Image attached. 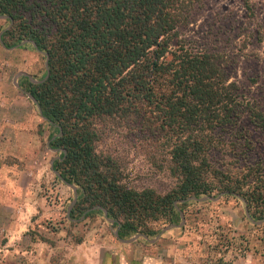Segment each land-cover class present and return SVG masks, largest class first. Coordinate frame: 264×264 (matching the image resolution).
Returning <instances> with one entry per match:
<instances>
[{"label":"trees","instance_id":"trees-1","mask_svg":"<svg viewBox=\"0 0 264 264\" xmlns=\"http://www.w3.org/2000/svg\"><path fill=\"white\" fill-rule=\"evenodd\" d=\"M204 1L0 0L5 48L28 41L44 56V76L19 89L55 131L51 170L77 188L71 215L105 212L120 239L182 227L190 198L238 199L264 222V166L248 160L250 136L237 128L246 107L228 62L179 40ZM246 122L264 133L263 113L249 108ZM108 139L143 150L170 189L129 187Z\"/></svg>","mask_w":264,"mask_h":264},{"label":"rangeland","instance_id":"rangeland-1","mask_svg":"<svg viewBox=\"0 0 264 264\" xmlns=\"http://www.w3.org/2000/svg\"><path fill=\"white\" fill-rule=\"evenodd\" d=\"M248 1L251 12L243 0H206L178 36L190 49L227 60L229 80L246 107L237 128L250 136L248 160L264 166V133L246 122L249 108L264 114V0ZM8 27L0 19V193L8 190L6 167H12L16 224L8 231L1 225L2 244L8 237L11 243L0 246V264H264V222H252L238 199L191 200L182 227L156 225L161 232L155 236L122 240L104 213L71 215L73 190L49 166L59 156L47 148L55 131L19 89L27 78L19 74L44 76V56L29 42L6 49L1 34ZM104 146L116 150L129 187L170 189L172 179L157 172L143 150L111 139Z\"/></svg>","mask_w":264,"mask_h":264},{"label":"crops","instance_id":"crops-1","mask_svg":"<svg viewBox=\"0 0 264 264\" xmlns=\"http://www.w3.org/2000/svg\"><path fill=\"white\" fill-rule=\"evenodd\" d=\"M10 129V128H8ZM0 131H2V129L0 128ZM14 131V130H12ZM8 132V131H6ZM3 134V131L1 132ZM0 133V134H1ZM9 149V148H8ZM9 157L10 154H14V153H7ZM13 157V156H12ZM16 157V156H15ZM50 169L52 166V162L49 163ZM6 167V166H5ZM5 170V168H4ZM10 170L12 171L13 174L10 173ZM6 171L7 172V191L4 193H0V246L6 247L7 245H10L11 243V238L8 237V239L5 241V245L2 244V239H4V237L7 235L4 234L5 230L6 231L9 230L10 227H13V225L16 224V207L14 205H12V200H14L15 197V175H14V170L12 167H6ZM14 188V189H13ZM2 200V201H1ZM3 225L4 228H1Z\"/></svg>","mask_w":264,"mask_h":264},{"label":"water","instance_id":"water-1","mask_svg":"<svg viewBox=\"0 0 264 264\" xmlns=\"http://www.w3.org/2000/svg\"><path fill=\"white\" fill-rule=\"evenodd\" d=\"M0 19H5V17H1L0 16ZM25 42H28V41H23L22 42V44L23 43H25ZM45 67H46V63H45ZM20 76H24V77H27L32 83H37L38 81L37 80H34V79H32L30 76H28L27 74H25V73H21V74H19ZM18 86V85H17ZM28 96V98H30V100L33 102V103H35V101L32 99V97L31 96H29V95H27ZM68 186H70V185H68ZM71 188H72V190H73V194H74V199H73V202H72V205H74L75 203H76V201H77V188L75 187V186H70ZM209 199H213V198H211V197H208ZM190 200H197V199H195V198H190ZM199 200V199H198ZM187 201V200H186ZM104 213V215H105V217H106V213L105 212H103ZM247 213V212H246ZM248 214V213H247ZM107 218V217H106ZM111 222L112 223H114L112 220H111ZM172 227H174V226H172ZM117 235V234H116ZM117 237H118V235H117ZM119 238V237H118ZM120 239V238H119ZM120 240H122V239H120Z\"/></svg>","mask_w":264,"mask_h":264}]
</instances>
